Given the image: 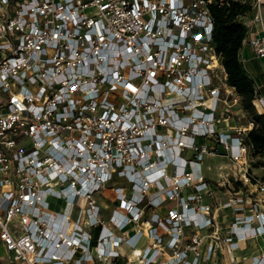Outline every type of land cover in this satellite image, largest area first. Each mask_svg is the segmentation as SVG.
<instances>
[{"label":"built area","instance_id":"1","mask_svg":"<svg viewBox=\"0 0 264 264\" xmlns=\"http://www.w3.org/2000/svg\"><path fill=\"white\" fill-rule=\"evenodd\" d=\"M233 1L250 5L243 45L264 56V0H0L10 262L264 264L245 252L264 236L255 122L231 123L242 97L214 38L212 8ZM250 101L264 113V96ZM216 155L232 162V192L204 171Z\"/></svg>","mask_w":264,"mask_h":264},{"label":"trees","instance_id":"2","mask_svg":"<svg viewBox=\"0 0 264 264\" xmlns=\"http://www.w3.org/2000/svg\"><path fill=\"white\" fill-rule=\"evenodd\" d=\"M249 9V4L236 1L227 6L213 7L212 11L215 18L214 38L217 49L223 56L227 81L230 85L236 87L242 97V105L255 122L246 135V141L251 146L250 154L264 157V113L256 112L250 101L256 96L255 82L240 58V50L248 30L245 24L238 19V15ZM239 185L240 183L237 182L236 188H239Z\"/></svg>","mask_w":264,"mask_h":264},{"label":"rangeland","instance_id":"3","mask_svg":"<svg viewBox=\"0 0 264 264\" xmlns=\"http://www.w3.org/2000/svg\"><path fill=\"white\" fill-rule=\"evenodd\" d=\"M243 122L245 123L247 122L246 115L243 116ZM208 164H211L212 167L209 168ZM248 168L258 177V179L264 182V157L252 156L249 152ZM204 171L206 172L208 178L213 182H215L216 184L218 183V180L220 181L222 185H219V187L223 190V192H226L228 190L232 192L233 191L232 186H234V189H236V184L238 181L233 180L234 175L232 173L233 172L232 162L228 156L216 155V156H212V158L209 159L207 158L204 165ZM247 186L249 188H253L252 184ZM223 192H220V199H218V201H220L221 199H222L221 201H224L228 198L229 193H223ZM219 215L220 217L225 219V221L223 222L226 223L229 222L228 219L229 217L225 218V216L230 215L229 210L224 211V213L222 210H220ZM256 242H257V247H252V250H258L261 247V245H263L264 236L257 238ZM7 255H8L7 251L0 246V264H14L8 260Z\"/></svg>","mask_w":264,"mask_h":264},{"label":"crops","instance_id":"4","mask_svg":"<svg viewBox=\"0 0 264 264\" xmlns=\"http://www.w3.org/2000/svg\"><path fill=\"white\" fill-rule=\"evenodd\" d=\"M257 27H258L257 25H254L253 30L256 29ZM240 58L244 64L246 70L248 71L250 76L254 79L256 95L259 94V95L264 96V56H258L254 52L252 47L248 43H245L240 50ZM235 112H236V114H235L234 118L231 119V123H233L235 126H242V125L245 126L251 120L250 115L248 114V112L246 111V109L244 108L243 105L241 107H238V108L236 107ZM256 112H257V110H256ZM245 115H246V120H247L246 123L243 122V116H245ZM209 158H212V157H208V159ZM208 167L211 168L212 165L208 164ZM228 217H229L228 219L230 221V220H232L233 215H229ZM256 241H257V239L249 242V244L245 250V252L247 254H255V253H259L262 250H264V243H263V245H261V247L258 250H252V247H257Z\"/></svg>","mask_w":264,"mask_h":264}]
</instances>
